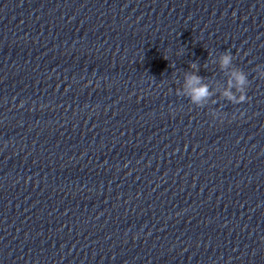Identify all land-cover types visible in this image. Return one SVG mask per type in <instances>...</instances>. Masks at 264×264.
<instances>
[{"label":"clouds","instance_id":"clouds-1","mask_svg":"<svg viewBox=\"0 0 264 264\" xmlns=\"http://www.w3.org/2000/svg\"><path fill=\"white\" fill-rule=\"evenodd\" d=\"M232 59V54L231 53H224L221 57V63L222 66H227L230 64ZM195 67V65H192ZM233 75L235 76L236 80L240 85H245L247 84V77L244 75L242 71L240 72H234ZM201 78L197 76H191L188 78V84L191 86H195L200 83ZM208 94L207 92V86H200V87H193L192 89V95L193 99H198L200 97H204ZM248 99L246 93L242 92V98L238 101V103H244Z\"/></svg>","mask_w":264,"mask_h":264}]
</instances>
